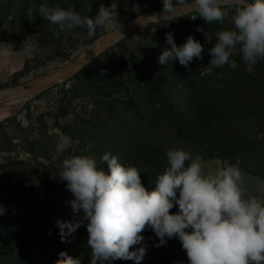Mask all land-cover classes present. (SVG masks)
Listing matches in <instances>:
<instances>
[{
    "label": "rangeland",
    "instance_id": "1",
    "mask_svg": "<svg viewBox=\"0 0 264 264\" xmlns=\"http://www.w3.org/2000/svg\"><path fill=\"white\" fill-rule=\"evenodd\" d=\"M115 2L120 24L163 8V0ZM101 3L110 6L112 0H0V91L68 65L118 27L106 24L91 37L85 29L61 31L39 13L42 4L94 18ZM230 27L227 21L208 24L198 13L166 25L149 23L78 76L0 106V264H55L61 251L89 264L86 227L62 242L55 224L72 218L66 202L73 197L56 175L60 160L51 159L62 134L77 141L72 154L91 156L99 164L108 152L124 166L139 168L149 191L166 167V152L181 148L201 158L205 173L224 161L238 165L246 193L264 196V61L246 65L237 54L231 58L238 64L235 70L208 64L213 45L204 33L214 43L216 32ZM166 33L177 46L193 36L204 47L203 59H193L187 68L178 60L159 64L162 50L170 47ZM150 95L170 103L151 105ZM177 211L178 206L171 210ZM142 235L143 243L132 249L146 248L140 264H188L178 238H166V245L157 247L151 228Z\"/></svg>",
    "mask_w": 264,
    "mask_h": 264
},
{
    "label": "clouds",
    "instance_id": "2",
    "mask_svg": "<svg viewBox=\"0 0 264 264\" xmlns=\"http://www.w3.org/2000/svg\"><path fill=\"white\" fill-rule=\"evenodd\" d=\"M118 6L115 0L110 6L101 3L94 18L82 17L73 8L43 4L39 13L61 31L85 29L90 37L97 28L116 23L117 34L124 38L117 20ZM181 9L196 11L208 24L227 21L232 26L217 31L214 43L204 33L205 41L213 45L208 61L212 67L227 65L235 70L238 64L231 58L237 54L246 65L264 61V0H163L160 17H153L167 21L166 25L182 16ZM91 10L89 3L87 12ZM197 31L204 29L198 27ZM165 39L170 47L162 50L159 64L167 66L178 60L187 68L193 59H203L204 47L193 36L180 46L172 33H166ZM75 143L70 134H62L51 154L53 162L60 160L56 175L73 197L66 202L72 218L56 220L55 224L62 242L65 235L75 233L82 225L86 227L89 264H112L118 259L140 264L146 248L132 249L143 243L146 228L159 238L157 247L166 245L167 239L178 238L188 264H264V196L246 193L244 173L238 165L224 161L214 172L205 173L200 157L171 148L166 152L163 173L158 174L149 191L139 168L124 166L108 152L100 157L99 164L91 156L72 154ZM174 206L178 211L172 213ZM0 210L3 214V207ZM58 255L55 264L83 261L81 256L73 257L65 251Z\"/></svg>",
    "mask_w": 264,
    "mask_h": 264
},
{
    "label": "water",
    "instance_id": "3",
    "mask_svg": "<svg viewBox=\"0 0 264 264\" xmlns=\"http://www.w3.org/2000/svg\"><path fill=\"white\" fill-rule=\"evenodd\" d=\"M180 11H183L182 16L196 12L190 9H181ZM161 12L162 10L147 12L128 22L121 24L122 35L125 37L131 34L133 31L142 28L143 26L152 22H164L163 20H158L153 17L156 16L157 18H159ZM182 16H179L177 18H180ZM117 28L101 38L98 42L92 45V48L90 47L91 49H87L83 54H81L78 58H76L68 65L47 75L38 77L34 80L1 90L0 106L13 101H18L27 97L38 95L46 91L47 89L58 85L59 83L69 81L71 78L78 75L83 69L88 67L91 63L95 62L113 45L123 39L117 34Z\"/></svg>",
    "mask_w": 264,
    "mask_h": 264
},
{
    "label": "trees",
    "instance_id": "4",
    "mask_svg": "<svg viewBox=\"0 0 264 264\" xmlns=\"http://www.w3.org/2000/svg\"><path fill=\"white\" fill-rule=\"evenodd\" d=\"M195 13H197V12H195ZM191 14H194V13H191ZM187 15H190V14H187ZM184 16H185V15H184ZM184 16H182V17H184ZM182 17H180V18H182ZM180 18H177V19H180ZM177 19H174V20H177ZM174 20H172V21H174ZM166 22H167V21H164V22H162V23H166ZM170 22H171V21H170ZM168 23H169V22H168ZM107 51H108V50H107ZM107 51H106V52H107ZM106 52H105V53H106ZM105 53H104V54H105ZM102 55H103V54H102ZM102 55H101V56H102ZM99 58H100V57H99ZM99 58H98V59H99ZM98 59H97V60H98ZM97 60H96V61H97ZM93 63H94V62H93ZM93 63H91L88 67H90ZM88 67H86L85 69H87ZM85 69H83V70H85ZM83 70H82V71H83ZM82 71H81V72H82ZM81 72H80V73H81ZM80 73H79V74H80ZM79 74H78V75H79ZM78 75H76V76H78ZM74 77H75V76H74ZM150 101L152 102L151 105H157V104H159V103H161V104H163V105H167V104L170 103L169 100H165V99H163V98H155V97L153 98V95H150ZM168 106H170V105H168Z\"/></svg>",
    "mask_w": 264,
    "mask_h": 264
},
{
    "label": "bare ground",
    "instance_id": "5",
    "mask_svg": "<svg viewBox=\"0 0 264 264\" xmlns=\"http://www.w3.org/2000/svg\"><path fill=\"white\" fill-rule=\"evenodd\" d=\"M92 47H93V46H91V48H92ZM91 48H90V49H91Z\"/></svg>",
    "mask_w": 264,
    "mask_h": 264
}]
</instances>
